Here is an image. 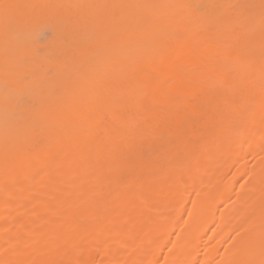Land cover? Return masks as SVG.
<instances>
[{
  "label": "bare ground",
  "instance_id": "bare-ground-1",
  "mask_svg": "<svg viewBox=\"0 0 264 264\" xmlns=\"http://www.w3.org/2000/svg\"><path fill=\"white\" fill-rule=\"evenodd\" d=\"M0 264H264V0H0Z\"/></svg>",
  "mask_w": 264,
  "mask_h": 264
}]
</instances>
